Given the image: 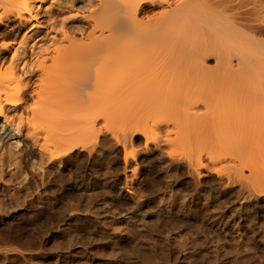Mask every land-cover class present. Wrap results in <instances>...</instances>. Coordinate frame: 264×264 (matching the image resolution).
I'll use <instances>...</instances> for the list:
<instances>
[{"label":"bare ground","instance_id":"bare-ground-1","mask_svg":"<svg viewBox=\"0 0 264 264\" xmlns=\"http://www.w3.org/2000/svg\"><path fill=\"white\" fill-rule=\"evenodd\" d=\"M0 264H264V0H0Z\"/></svg>","mask_w":264,"mask_h":264}]
</instances>
